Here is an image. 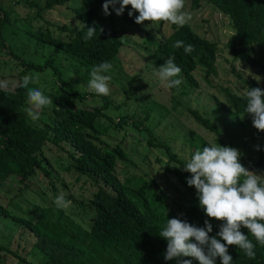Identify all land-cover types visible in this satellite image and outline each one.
Returning a JSON list of instances; mask_svg holds the SVG:
<instances>
[{"label": "trees", "instance_id": "trees-1", "mask_svg": "<svg viewBox=\"0 0 264 264\" xmlns=\"http://www.w3.org/2000/svg\"><path fill=\"white\" fill-rule=\"evenodd\" d=\"M22 1L30 7H38L41 12L66 6L72 0H46L44 7L30 0L18 2ZM187 2L190 3L192 10L208 6L226 16L234 30L227 43L231 58L234 62L251 66L264 73V0H187ZM104 3L105 0H80L73 13L81 22V28L76 29L67 25L60 27L62 33L68 34L67 39L54 38L49 29L47 32L39 30L35 35L43 44L59 49L80 64L74 66L77 73L81 72L79 81L82 83L90 80V72L94 66L104 61L113 65L121 55V48L130 46L129 41L126 43L119 37V29L101 20ZM129 11L130 6L120 16L121 19L137 25L135 16L139 13L130 17ZM0 15L1 52L3 48H7L2 27L8 22V13L3 11ZM99 15L100 18L97 19ZM84 24L96 28L94 36L87 42L83 39L87 32ZM163 25L164 23H161V26ZM173 28L174 32L162 39H156V36L143 29L142 25L133 30L144 34L145 58L152 63L154 69L158 70L165 60L174 57V63L181 68V73L176 78L181 79L186 86L196 88L198 82L194 73L197 70L205 74L206 80L217 74L219 43L202 37L188 23L183 27L173 25ZM177 40L183 41L185 45H192L193 51L186 54L183 47H172ZM15 58L18 63L22 61L21 64H27L19 57ZM47 64L55 69L56 75H61L53 62L49 61ZM26 67L28 70H43L42 66L35 64ZM23 76L25 73L21 74L19 85ZM61 82L63 87L67 88V95L64 96L66 99L58 92L52 94L53 103L44 126L35 125L25 111L28 106L26 103L28 89L19 85L15 90L0 89V184L15 180L26 185L38 170H42L51 178L50 184L55 189L51 173L45 168L42 159L45 147L51 144L68 155V162L60 165L64 171L73 172L77 182L87 179L97 187L83 208L92 215L89 226L85 227L76 222L65 209H58L55 204L46 202L40 207L38 217L32 220L13 214L0 203V220L8 219L35 237V246L42 255L39 264H176L175 260L164 259L167 241L159 236L167 219L186 220L198 227H205L204 222L209 219L199 207L195 188L189 187L186 182L191 174L184 172L183 169H176L173 172L185 190L180 194L176 209H170L167 197L160 195L146 177L129 173L126 179L121 178L120 165L136 163L126 151L123 141L116 145L110 141L113 140L116 131L123 130L128 125L145 137L150 148L166 150L175 163L184 165L187 162L179 159L168 144L156 138L153 128L146 124L150 120L149 113L144 117L134 114L132 117L125 116L114 121L105 114L109 108L108 104L112 102L109 101V97H102L105 102L101 107L78 108V103L97 95L80 93L72 83L64 82L62 79ZM247 82L248 90L257 87L264 90L254 79ZM223 90L226 101L215 99L220 108L233 120L241 123V119H246L252 122V117L246 113V95L230 89ZM189 106L190 117L213 135H218V128L213 122L198 108L193 109L191 103ZM161 109L160 107V112ZM132 118L135 119L131 120ZM185 136L191 138L188 142L194 152L210 144L194 131L188 132ZM249 162L242 163L248 170L261 165V162L249 165ZM210 222L213 226L210 236H216L221 222L216 220ZM241 231L255 245V258H248L236 246H228L229 255L233 258L232 264H264V246H261L246 228H241ZM221 242L224 243L222 240ZM8 256L14 257L21 264H35L9 246L0 245V264H7ZM183 259L191 260L192 264H199V261L192 257ZM216 264H221L219 258Z\"/></svg>", "mask_w": 264, "mask_h": 264}, {"label": "rangeland", "instance_id": "rangeland-1", "mask_svg": "<svg viewBox=\"0 0 264 264\" xmlns=\"http://www.w3.org/2000/svg\"><path fill=\"white\" fill-rule=\"evenodd\" d=\"M18 1L0 0V14L3 11L8 13V22L2 27L7 48H3L0 52V80L7 81V89L15 90L19 85L21 74L25 73V75L38 76V81L29 86L42 89L43 93L50 98L52 94L58 92L66 99L64 96L67 95V88L63 87L61 79L72 83L80 93L95 94L88 90V82L79 81L81 72L77 73L74 65L80 66V64L76 60L55 47L43 44L38 36H35L39 30L47 32L49 29L54 38L67 39L68 34L62 33L60 27L67 25L80 29L82 25L80 24L79 28L76 27L77 19L73 13V9L79 6L80 0H72L66 6L41 12L38 7L33 8L23 1L21 3ZM30 1H34L40 7H44L46 3V0ZM109 11L112 13L110 16H105L102 12L101 20L119 29V37H122L126 43L129 41L130 46L121 48V55L114 62L111 72L107 73L111 76L110 92L104 97H109V101H112L105 111L107 117L118 121L125 116L132 117L138 114L144 117L149 113L150 120L146 124L153 128L156 138L168 144L172 152L183 162H187L194 154V149L188 142L191 138L185 136L188 132L194 131L209 143H219L221 146H231L239 150L240 162L243 164L251 161L249 165H257L261 162V165L249 171L264 176V132L258 131L253 126V122L246 119H241V123L233 120L215 100L226 101L223 89L245 94L248 90L247 81L253 79L264 88V73L251 66L234 62L231 58L227 43L234 34V30L229 19L208 6L192 10L190 3L185 0L184 11L191 15L188 24L202 37L219 43L218 69L217 74L207 80L205 74L197 70L194 77L198 87L194 88L181 83L173 91L172 88L161 85L156 69L153 68L152 63L146 61L144 34L133 30L141 25L124 22L112 8ZM147 25L148 22H145L142 25L143 29ZM149 32L154 36L158 34L162 39L170 36L174 28L170 23L163 26L160 23L157 29ZM15 57L21 58L27 64H21L22 61L18 63ZM49 61L53 62L61 75L55 74V69L47 64ZM30 64L42 66L43 70H28L26 66ZM186 92L189 94H185ZM102 97L90 96L78 103L77 107H101L105 102ZM190 103L193 109L198 108L213 122L218 128V135H213L190 117L188 112ZM50 108L51 105L41 110L37 121L29 118L35 125L44 126L48 121ZM103 121L107 120L103 119ZM121 141L136 163L120 165L121 178L126 179L129 173L146 177L160 195L167 197L170 209L175 210L180 194L185 188L175 178L173 172L176 169H183V164L172 161L164 149L150 148L145 137L128 125L123 130L116 131L110 142L116 145ZM42 159L45 168L51 173L56 188H52L51 178L47 177L42 170H38L26 185L15 180L0 184V203L9 208L13 214L32 220L38 217L40 207L45 205V202L54 204L55 198L63 194L66 200L71 202L67 208H64L66 212L76 222L88 227L92 215L83 208L97 187L87 179L77 182L73 172L64 171L60 165L68 162V155L66 156L53 145L48 144L45 147ZM35 240V237L30 236L29 231L18 224L4 218L0 220V245L9 246L28 261L39 264L42 261V255L35 246ZM6 261L7 264H21L12 256H8Z\"/></svg>", "mask_w": 264, "mask_h": 264}, {"label": "clouds", "instance_id": "clouds-1", "mask_svg": "<svg viewBox=\"0 0 264 264\" xmlns=\"http://www.w3.org/2000/svg\"><path fill=\"white\" fill-rule=\"evenodd\" d=\"M129 6L130 17L139 13L135 16L136 24L144 25L148 22L146 31L157 29L160 23L183 27L191 20L190 13L184 11L185 0H105L103 12L105 16H110L112 13L109 9L112 8L117 16H122ZM80 24L77 20L76 27L79 28ZM85 26L87 32L83 39L87 42L94 36L96 28ZM158 38L159 35L156 34V39ZM172 47H183L186 54L193 51L192 45H185L181 40L175 41ZM174 59L168 58L156 69L161 85L166 88H177L182 83L181 79L176 78L180 75L181 68L174 63ZM112 68V63L108 61L94 66L90 72L88 90L98 96L108 95L111 76L107 73ZM37 81L38 76L28 74L23 76L19 85L28 89V107L25 111L33 121L39 120L41 110L53 103L42 89L29 88L30 84ZM7 87V81H0V89ZM245 95L247 115L252 117L253 126L264 132V90L250 88ZM240 156L239 150L231 146L210 143L202 150L197 149L183 165V171L191 174L186 182L189 187L195 188L199 207L209 219L205 220V227H198L186 220L168 218L159 233L167 241V249L163 254L166 261L192 264L191 260L183 259L192 257L199 264H216L219 258L221 264H232L233 258L229 255L228 246H236L248 258L254 259L255 245L242 233L241 228H246L264 246V176L249 171L240 162ZM70 203L63 194L54 200L58 209L67 208ZM211 220L221 222L216 236H210L213 232Z\"/></svg>", "mask_w": 264, "mask_h": 264}]
</instances>
